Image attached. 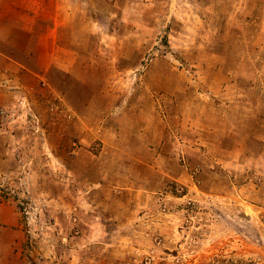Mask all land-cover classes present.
Segmentation results:
<instances>
[{
  "label": "rangeland",
  "instance_id": "374dc122",
  "mask_svg": "<svg viewBox=\"0 0 264 264\" xmlns=\"http://www.w3.org/2000/svg\"><path fill=\"white\" fill-rule=\"evenodd\" d=\"M0 264H264V0H0Z\"/></svg>",
  "mask_w": 264,
  "mask_h": 264
}]
</instances>
